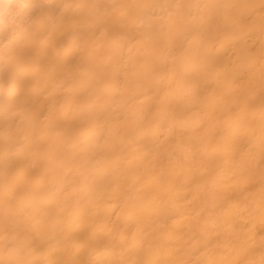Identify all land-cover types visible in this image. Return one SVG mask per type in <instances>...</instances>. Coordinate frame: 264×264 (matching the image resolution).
Returning a JSON list of instances; mask_svg holds the SVG:
<instances>
[{"label": "bare ground", "instance_id": "obj_1", "mask_svg": "<svg viewBox=\"0 0 264 264\" xmlns=\"http://www.w3.org/2000/svg\"><path fill=\"white\" fill-rule=\"evenodd\" d=\"M0 264H264V0H0Z\"/></svg>", "mask_w": 264, "mask_h": 264}]
</instances>
